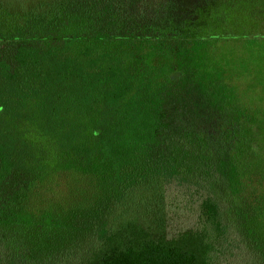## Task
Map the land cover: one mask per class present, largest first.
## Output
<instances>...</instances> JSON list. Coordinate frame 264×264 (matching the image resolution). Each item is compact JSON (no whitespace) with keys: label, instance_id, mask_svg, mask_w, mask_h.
I'll return each mask as SVG.
<instances>
[{"label":"trees","instance_id":"1","mask_svg":"<svg viewBox=\"0 0 264 264\" xmlns=\"http://www.w3.org/2000/svg\"><path fill=\"white\" fill-rule=\"evenodd\" d=\"M248 37L264 0H0V264H264V128L207 49Z\"/></svg>","mask_w":264,"mask_h":264},{"label":"rangeland","instance_id":"2","mask_svg":"<svg viewBox=\"0 0 264 264\" xmlns=\"http://www.w3.org/2000/svg\"><path fill=\"white\" fill-rule=\"evenodd\" d=\"M212 44L207 48L209 53L220 57L223 69L233 74V82H227L223 88L215 86L216 92L232 91V101L239 102L237 105L247 109L251 117L255 118L254 122L264 128V37L230 38ZM207 88L211 92V85H202L200 90L207 93ZM260 141L259 149L264 153V135ZM166 190L162 217L167 220V224L172 229L194 225L198 195L191 198L188 187L179 184L168 186ZM245 255L246 246L236 235H230L217 263L248 264Z\"/></svg>","mask_w":264,"mask_h":264}]
</instances>
